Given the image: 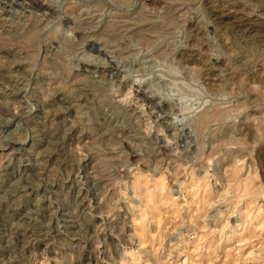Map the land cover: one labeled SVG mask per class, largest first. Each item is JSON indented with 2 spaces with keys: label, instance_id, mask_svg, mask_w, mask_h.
Masks as SVG:
<instances>
[{
  "label": "rangeland",
  "instance_id": "obj_1",
  "mask_svg": "<svg viewBox=\"0 0 264 264\" xmlns=\"http://www.w3.org/2000/svg\"><path fill=\"white\" fill-rule=\"evenodd\" d=\"M263 20L0 0V264H264Z\"/></svg>",
  "mask_w": 264,
  "mask_h": 264
},
{
  "label": "bare ground",
  "instance_id": "obj_2",
  "mask_svg": "<svg viewBox=\"0 0 264 264\" xmlns=\"http://www.w3.org/2000/svg\"><path fill=\"white\" fill-rule=\"evenodd\" d=\"M213 2V1H212ZM214 4V3H213ZM236 6V5H235ZM235 6L231 5L229 7H227V9H224V10H214L213 11V16L215 17V19L218 21L222 20L223 18H226V17H233V18H239L240 20V23H243V24H247V23H250L252 24L253 26H255V21L257 22V16L254 14H242L239 13L237 10H235ZM219 7V6H218ZM217 8V7H216ZM212 9V8H211ZM222 9V7H221ZM212 12V11H211ZM245 13V12H244ZM249 13V12H248ZM259 14V13H258ZM261 14V13H260ZM259 20V19H258ZM218 21V22H219ZM238 21V20H237ZM236 21V22H237ZM264 21V20H263ZM217 22V23H218ZM259 23V22H258ZM249 24V25H250ZM263 24V23H262ZM261 24V25H262ZM248 25V24H247ZM251 26V25H250ZM256 27V26H255ZM251 28V27H250ZM254 29V28H253ZM193 56H196L195 54ZM194 58V57H193ZM192 57L189 58V60L191 61ZM12 148V147H11ZM21 148V147H20Z\"/></svg>",
  "mask_w": 264,
  "mask_h": 264
}]
</instances>
